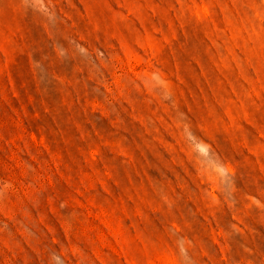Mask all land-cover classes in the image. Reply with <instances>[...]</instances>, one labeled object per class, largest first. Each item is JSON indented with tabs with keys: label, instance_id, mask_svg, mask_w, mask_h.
Instances as JSON below:
<instances>
[{
	"label": "rangeland",
	"instance_id": "1",
	"mask_svg": "<svg viewBox=\"0 0 264 264\" xmlns=\"http://www.w3.org/2000/svg\"><path fill=\"white\" fill-rule=\"evenodd\" d=\"M0 264H264V0H0Z\"/></svg>",
	"mask_w": 264,
	"mask_h": 264
}]
</instances>
